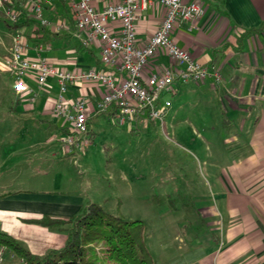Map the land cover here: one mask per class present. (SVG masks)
<instances>
[{
	"label": "crops",
	"instance_id": "obj_1",
	"mask_svg": "<svg viewBox=\"0 0 264 264\" xmlns=\"http://www.w3.org/2000/svg\"><path fill=\"white\" fill-rule=\"evenodd\" d=\"M92 1L102 7L116 0ZM200 1L204 15L178 22L173 36L201 63L219 67L223 79L219 83L211 78L201 83L177 81L173 93H180L187 84L217 89L222 96L208 101L221 106V115L219 119L212 115L209 121L220 122L215 126L221 129L223 139L219 141L220 149L209 140L203 142L205 147L198 146V152L205 148L203 158L212 177L211 192L195 207L198 221L182 223L181 217H187L183 214L177 218L178 228L168 229L173 235L163 240L164 251L156 264H264V29L252 30L264 21V0ZM15 6L23 12L21 21L26 22L14 30L22 33L29 55L40 53L66 71L100 67L102 42L97 39L90 45L82 43L84 33L78 30L69 0L44 3V15L49 19L44 26L34 18L31 3L19 1ZM165 13L166 7L159 2L140 10L136 19L138 46L149 42ZM110 25L120 31L119 22ZM171 65L174 62L168 53L158 50L143 75L147 78ZM29 83L36 90L33 78ZM5 85L0 83V103L4 105L0 108V231L19 240L34 254L43 255L65 245L71 225L50 227L34 220L46 216L68 220L94 199L88 201L84 190L75 189L70 180L50 181L54 174L51 161L77 155H68L61 142L68 127L66 119L55 113L56 81L51 79L34 102L27 90L10 91L9 97ZM105 92L98 83L83 82L71 86L67 93L69 109L76 99L87 100L93 137L97 116L116 118L114 109L107 113L96 111ZM165 99L171 100L169 96ZM172 109L173 102L167 117ZM144 120L151 119L138 117L131 126ZM6 138L12 140L5 145Z\"/></svg>",
	"mask_w": 264,
	"mask_h": 264
},
{
	"label": "rangeland",
	"instance_id": "obj_2",
	"mask_svg": "<svg viewBox=\"0 0 264 264\" xmlns=\"http://www.w3.org/2000/svg\"><path fill=\"white\" fill-rule=\"evenodd\" d=\"M8 24L11 22L1 12L0 57L7 53L6 46L16 32ZM0 83L6 84L8 96L10 91L15 93L14 81L3 68ZM205 88L187 84L178 94H166L173 109L164 127L151 120L133 126L119 125L116 118L99 115L93 121L94 137L76 156L51 161V182L70 180L75 189L84 190L88 201L94 199L106 212L143 220L145 239L156 263L164 251L163 240L173 235L168 229L179 226L177 218L184 215L187 217H181L182 223L198 221L195 207L211 192L212 177L203 158L205 148L198 152V146L205 147L203 142L209 140L216 149L221 148V129L215 126L220 122L209 121L212 115L219 119L221 106L216 101L209 104L208 100H216L222 94L215 88ZM3 106L0 103V108ZM211 133L218 136L210 137ZM10 140L6 138L5 145ZM0 179L3 180L1 176ZM5 252L1 264L20 263L9 250Z\"/></svg>",
	"mask_w": 264,
	"mask_h": 264
},
{
	"label": "built area",
	"instance_id": "obj_3",
	"mask_svg": "<svg viewBox=\"0 0 264 264\" xmlns=\"http://www.w3.org/2000/svg\"><path fill=\"white\" fill-rule=\"evenodd\" d=\"M19 1L31 3L30 10L39 26L49 23L44 15V3L51 0H0L3 13L11 23L19 19L22 11L7 7L6 3ZM69 1L76 15L78 30L84 33L82 43L90 45L97 39L102 42L100 67H89L79 72L62 70L40 53L29 55L28 44L20 31L15 32L7 53L0 57V64L11 75L16 91L31 92L33 102L51 79L56 81L55 113L66 119L72 132L61 137L68 155H76L90 141L87 100L78 98L70 109L67 107V93L71 86H80L83 82L102 85L106 92L99 98L96 111L107 113L114 109L119 125H131L138 117L144 116L164 127L167 110L172 106V101L164 97L173 93L177 81L201 83L209 78L218 83L222 81L219 67L201 63L173 36L178 22L193 21L204 15L205 8L200 0H116L102 7L96 6L92 0ZM154 2L166 7L165 16L149 42L138 46L136 19L140 10ZM113 22L120 23L119 32L111 28ZM161 49L168 53L174 65L145 78V66ZM31 78L36 82V90L30 86ZM6 250L0 246V264Z\"/></svg>",
	"mask_w": 264,
	"mask_h": 264
},
{
	"label": "trees",
	"instance_id": "obj_4",
	"mask_svg": "<svg viewBox=\"0 0 264 264\" xmlns=\"http://www.w3.org/2000/svg\"><path fill=\"white\" fill-rule=\"evenodd\" d=\"M16 3L9 2L6 6L17 8ZM22 15L23 12L16 22L8 25L12 28L22 26L26 22L21 21ZM261 29H264V21L252 30ZM91 131L89 128L90 139ZM64 133L72 132L65 128ZM34 221L50 227L70 224L66 243L59 249L37 255L19 240L0 231V246L20 259L17 264H156L145 239L146 223L110 214L99 203L89 202L78 215L68 220L46 216Z\"/></svg>",
	"mask_w": 264,
	"mask_h": 264
}]
</instances>
